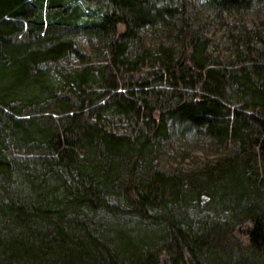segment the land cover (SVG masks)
<instances>
[{
    "label": "trees",
    "instance_id": "1",
    "mask_svg": "<svg viewBox=\"0 0 264 264\" xmlns=\"http://www.w3.org/2000/svg\"><path fill=\"white\" fill-rule=\"evenodd\" d=\"M83 1L0 0V264H264V21L213 55L184 0ZM174 126L224 153L159 168Z\"/></svg>",
    "mask_w": 264,
    "mask_h": 264
},
{
    "label": "rangeland",
    "instance_id": "2",
    "mask_svg": "<svg viewBox=\"0 0 264 264\" xmlns=\"http://www.w3.org/2000/svg\"><path fill=\"white\" fill-rule=\"evenodd\" d=\"M181 3L182 0H172V2ZM72 2L71 5L74 4ZM83 8L84 12L90 15H97L100 3L98 2H84L83 0H76ZM167 2V0H166ZM173 2V3H174ZM190 6L189 15L195 20V23L200 25L202 32L208 38L210 46L209 49L213 55L227 54L229 55L233 50V43L230 40V30H236L239 26L246 25L247 27H257L264 21V11L261 7L262 3L258 1L252 2L254 7L248 9H239L234 12L221 11L219 6L214 4L211 0H184ZM261 7V8H260ZM264 10V9H263ZM154 33L149 29L146 33L148 41L154 42ZM75 39L83 49L91 57H94V51L90 45L89 35L77 30ZM232 49V50H231ZM77 63V59H73ZM72 62L67 63L72 65ZM61 65H67L64 62ZM57 116V115H56ZM112 126L120 132H130L132 122L126 121L121 117H114ZM207 137L200 139L193 133H189L183 127L174 126L172 129L171 142L168 148L156 160L157 166L166 171L176 172H194L200 170L211 158L217 157L224 153V151L214 150L213 146L209 144ZM220 151V154H219ZM32 153L30 156H34ZM207 199L202 197L203 202ZM228 240L227 246L238 247L233 241V237H224ZM225 240V241H226ZM230 244V245H229Z\"/></svg>",
    "mask_w": 264,
    "mask_h": 264
}]
</instances>
